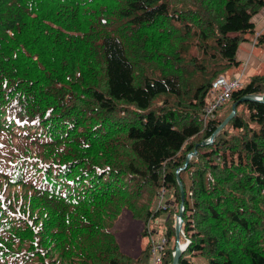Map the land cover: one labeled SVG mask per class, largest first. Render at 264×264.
I'll return each mask as SVG.
<instances>
[{
  "label": "trees",
  "instance_id": "obj_1",
  "mask_svg": "<svg viewBox=\"0 0 264 264\" xmlns=\"http://www.w3.org/2000/svg\"><path fill=\"white\" fill-rule=\"evenodd\" d=\"M262 8L0 0V264H152L149 240L132 257L113 230L131 208L147 224L160 191L182 206L177 264H264V100H241L264 93V74L231 91L217 132L231 108L203 121L246 34L264 45ZM163 209L171 264L179 207Z\"/></svg>",
  "mask_w": 264,
  "mask_h": 264
},
{
  "label": "rangeland",
  "instance_id": "obj_2",
  "mask_svg": "<svg viewBox=\"0 0 264 264\" xmlns=\"http://www.w3.org/2000/svg\"><path fill=\"white\" fill-rule=\"evenodd\" d=\"M264 11V8H262L258 13H261ZM248 36V41L252 39V34H246ZM254 41L251 42L253 45ZM252 49V57L253 59L249 62V64L253 63L252 67L249 68V70L246 72L248 66L240 67V69L230 68L228 72L231 74L233 69H236V72L232 76L240 77V85L241 84H247L249 79L254 75H262L264 74V45H253ZM258 60L259 62L255 61ZM256 63V64H255ZM231 77V78H232ZM259 96H257L258 98ZM221 105V106H220ZM216 110L215 115L216 117L223 116L230 108L232 103L229 100H225L220 104ZM243 108V105L239 104L237 106V112H240V110ZM193 155H195V151L189 153L187 155V159L189 160ZM159 194H161L160 201L157 204L159 205V208H157L158 213L156 216L151 218L147 224H145L143 221L137 220L139 219L138 211L135 208H131V212L134 209V212L136 213L134 219L131 218L129 211L123 210L120 212L118 219L114 225V236L117 241V243L120 246V249L125 254H128L132 257H137L140 250L145 246L146 242L149 240V244L152 248H156L161 252V249L165 248L166 238H164L163 244H156L153 241L157 242L161 237L164 235V223L165 220L168 218L169 215H171L170 211H166L163 209V207L170 206L171 209H174V211L180 207L178 204H175L170 201L169 197H165V194L163 191H160ZM149 196L142 197L145 198V200L148 199ZM146 202V201H145ZM153 209H155V206H153ZM176 215H172V225L174 228V234H175V217ZM176 237H172V242L175 243ZM177 242V241H176ZM183 242V241H182ZM160 256L157 252L153 254L151 252V259L153 257ZM192 264H206L205 258H203L200 255H195L192 257Z\"/></svg>",
  "mask_w": 264,
  "mask_h": 264
},
{
  "label": "built area",
  "instance_id": "obj_3",
  "mask_svg": "<svg viewBox=\"0 0 264 264\" xmlns=\"http://www.w3.org/2000/svg\"><path fill=\"white\" fill-rule=\"evenodd\" d=\"M240 77H235L231 79H226L222 76L218 77L211 86V100L209 101V105L205 109L203 113V121L205 122L208 118L212 117L213 111L216 110V108L225 100L229 99L230 93L233 89H236L240 86ZM257 98V97H256ZM260 99V97H258ZM205 141H210V138H207ZM161 194L159 195V201H160ZM158 201V203H159ZM159 208V205H156V209ZM180 211H182V207H179ZM176 217V216H175ZM176 219V218H175ZM181 235L184 238V245H187L188 240L185 239L184 234L181 231ZM164 236L161 237L157 242L153 241L156 244H163L164 242ZM158 250L156 248L151 247V252L155 254ZM152 264H161V258L160 256L153 257L151 259Z\"/></svg>",
  "mask_w": 264,
  "mask_h": 264
},
{
  "label": "water",
  "instance_id": "obj_4",
  "mask_svg": "<svg viewBox=\"0 0 264 264\" xmlns=\"http://www.w3.org/2000/svg\"><path fill=\"white\" fill-rule=\"evenodd\" d=\"M259 96L260 99L255 98L253 95L250 96H246L241 100H253V101H263L264 100V93L262 95H256ZM234 111H235V104L232 105L231 107V112L229 113V115L226 117V119L217 127L216 132L234 115ZM216 132H214L211 136H210V140H212V138L215 136ZM210 141L206 142V141H202L201 145H205V144H209ZM186 160L188 161V159L186 158ZM180 186V190H181V196L183 195L182 192V188H181V184L178 183ZM177 220L178 223H176L177 221H175V237H176V241H175V247L172 253V263L171 264H177L178 263V259L182 253L183 250V246L181 248L178 247V243H179V239H180V234H181V227H182V217H181V211L178 212L177 214Z\"/></svg>",
  "mask_w": 264,
  "mask_h": 264
},
{
  "label": "crops",
  "instance_id": "obj_5",
  "mask_svg": "<svg viewBox=\"0 0 264 264\" xmlns=\"http://www.w3.org/2000/svg\"><path fill=\"white\" fill-rule=\"evenodd\" d=\"M261 13H264V11H262ZM258 17H256V15L254 16V26L256 27V30H258L259 32L264 33V14H260L257 15ZM246 39H248V36H246ZM252 39H250L249 41H244L240 44L239 46V50L237 52V57H238V61H239V69L240 67L243 68V63H245V68L246 66H248L246 72L249 70L250 67H252L253 63L249 64V62L253 59L252 55H251V51L253 49V45L251 44ZM256 62H259L258 60L255 59ZM256 64V63H255ZM236 68V69H238ZM236 69L232 70V73L230 74L231 76H226L227 78H231L233 76V74L236 72ZM252 77V76H249Z\"/></svg>",
  "mask_w": 264,
  "mask_h": 264
},
{
  "label": "clouds",
  "instance_id": "obj_6",
  "mask_svg": "<svg viewBox=\"0 0 264 264\" xmlns=\"http://www.w3.org/2000/svg\"><path fill=\"white\" fill-rule=\"evenodd\" d=\"M210 91H211V88H210ZM210 91H209V93H210ZM210 96H211V94H210ZM255 98L257 97V96H254ZM213 114H214V111H213V113H212V117H213ZM211 117V118H212ZM209 119V118H208ZM210 138V137H209ZM211 139V138H210ZM211 141L212 140H210V142L209 143H211ZM206 142H208V141H206ZM182 207V206H181ZM179 211H180V209H179ZM176 215V217H177V214H175ZM175 221H176V219H175ZM181 231H182V229H181ZM183 233V232H182ZM180 241L179 242H182L183 243V250H182V252L184 251V249L186 248V246L187 245H184V238L182 237V235L180 234V239H179ZM173 253V252H172Z\"/></svg>",
  "mask_w": 264,
  "mask_h": 264
},
{
  "label": "bare ground",
  "instance_id": "obj_7",
  "mask_svg": "<svg viewBox=\"0 0 264 264\" xmlns=\"http://www.w3.org/2000/svg\"><path fill=\"white\" fill-rule=\"evenodd\" d=\"M176 221H177L176 223H178L177 218H176ZM182 246H183V243L179 242V243H178V247L181 248Z\"/></svg>",
  "mask_w": 264,
  "mask_h": 264
}]
</instances>
